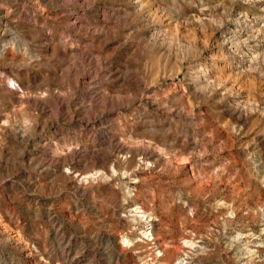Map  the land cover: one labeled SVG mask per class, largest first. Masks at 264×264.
<instances>
[{"label":"rangeland","instance_id":"rangeland-1","mask_svg":"<svg viewBox=\"0 0 264 264\" xmlns=\"http://www.w3.org/2000/svg\"><path fill=\"white\" fill-rule=\"evenodd\" d=\"M241 10L262 38L264 0H0V264H264V96L199 72Z\"/></svg>","mask_w":264,"mask_h":264},{"label":"bare ground","instance_id":"bare-ground-1","mask_svg":"<svg viewBox=\"0 0 264 264\" xmlns=\"http://www.w3.org/2000/svg\"><path fill=\"white\" fill-rule=\"evenodd\" d=\"M245 1L248 4H254V3L256 4L262 2V0H245ZM201 22L202 20L198 18V20L194 22V24L195 23L200 24ZM233 23L236 28L235 31L234 30L229 31L227 34H223L222 36L219 35L221 34L220 31L221 28L214 29V32L217 33L218 35L215 36L214 40H216V44H220L222 46V49L217 48V49L209 50L208 46L205 43L199 42L198 47L200 51L199 50L198 51L202 52L203 54L205 53L206 56L208 54L212 58L213 57L215 58L214 60H212L213 61L212 65H209V63L206 64L204 69L200 70L199 72L202 82L208 83L207 88L217 89L218 87L221 89L222 92H225L230 96L232 95L235 96L237 100L234 101L233 112L235 114H238V116L240 117H245L249 114H252L258 109L257 107L258 102L256 101V96H255L256 93L253 92V90L256 89L257 87V91L260 90V93L264 96V80L263 81L260 80L261 82L259 86H255L256 83L255 77L257 75L255 77L253 75L256 71L259 70L257 69L258 67L262 68L264 72V34L263 37L261 36L262 38L255 37L253 36L254 34L252 35L254 22L251 20V16L247 12H244L242 10L238 11V13L236 14V19ZM260 28L264 30V25L262 27H259L258 30H260ZM184 30H186V28H184ZM165 43L167 47L170 49V52H174L177 55L183 52L180 49H178L179 46L177 47V49H174L171 42L166 41ZM225 54H228L230 57V58H226L228 59L227 63H223L221 64L220 67H216L217 66L216 62L219 59H225L224 57L228 56V55L225 56ZM132 212L135 215H140V214L144 215V212L140 208H135L133 209ZM153 233H154L153 230H149L146 231L143 236H145L147 239H150L153 237ZM185 245L189 246L190 248H192L193 246V244L188 242H186Z\"/></svg>","mask_w":264,"mask_h":264}]
</instances>
